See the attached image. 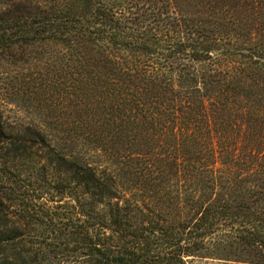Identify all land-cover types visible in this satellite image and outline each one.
Masks as SVG:
<instances>
[{
    "label": "trees",
    "instance_id": "trees-1",
    "mask_svg": "<svg viewBox=\"0 0 264 264\" xmlns=\"http://www.w3.org/2000/svg\"><path fill=\"white\" fill-rule=\"evenodd\" d=\"M2 58L0 264H264V0H0Z\"/></svg>",
    "mask_w": 264,
    "mask_h": 264
},
{
    "label": "rangeland",
    "instance_id": "rangeland-1",
    "mask_svg": "<svg viewBox=\"0 0 264 264\" xmlns=\"http://www.w3.org/2000/svg\"><path fill=\"white\" fill-rule=\"evenodd\" d=\"M0 60V111L8 120L43 123L47 117L39 107V62ZM49 130V129H48ZM99 159V158H98ZM97 159V160H98ZM95 160V159H94ZM188 264H250L215 259H192Z\"/></svg>",
    "mask_w": 264,
    "mask_h": 264
}]
</instances>
